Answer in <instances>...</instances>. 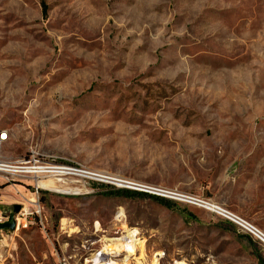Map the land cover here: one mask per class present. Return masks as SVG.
<instances>
[{"label": "rangeland", "instance_id": "374dc122", "mask_svg": "<svg viewBox=\"0 0 264 264\" xmlns=\"http://www.w3.org/2000/svg\"><path fill=\"white\" fill-rule=\"evenodd\" d=\"M2 132L5 161L38 153L196 201L72 177L40 191L45 230L17 229L35 185L0 179V225H16L0 264H264L203 204L264 232V0H0ZM131 232L135 256L117 245Z\"/></svg>", "mask_w": 264, "mask_h": 264}, {"label": "built area", "instance_id": "2783aa9c", "mask_svg": "<svg viewBox=\"0 0 264 264\" xmlns=\"http://www.w3.org/2000/svg\"><path fill=\"white\" fill-rule=\"evenodd\" d=\"M4 141H6V134L0 133V143ZM72 177L77 178L79 181L88 180L106 185L111 188L137 191L161 198L175 199L186 202L196 201L189 197L145 185H140L113 176H110L109 178H102L100 174L99 176H92V173L89 171L59 165L56 162L50 161L49 159L39 155L38 153H31L26 159L13 162L5 161L0 157V179L2 181L13 185L16 184V181H30L35 185L36 189L32 194L35 196V199L32 200L34 203H31V200L27 201L28 206H32V211L29 207L23 210L20 218L16 219L17 229L29 228V226L32 224V221H35L39 222L42 228L45 230L40 191H49L45 188L39 187L37 183L39 181L52 180L62 183L63 186H68V184L71 183ZM17 193L19 195V192ZM229 216L230 218L228 220L239 226L243 233L264 247V232L261 229L236 214L233 215L230 213Z\"/></svg>", "mask_w": 264, "mask_h": 264}, {"label": "bare ground", "instance_id": "6f19581e", "mask_svg": "<svg viewBox=\"0 0 264 264\" xmlns=\"http://www.w3.org/2000/svg\"><path fill=\"white\" fill-rule=\"evenodd\" d=\"M2 133H4V132H2ZM89 172H91V171H89ZM91 173H92V176H99L98 174H96L94 172H91ZM101 177L102 178H107V177H104V176H101ZM37 185L39 187L47 189L49 192H51L50 189H56V186H55L56 184L52 180L39 181L37 183ZM60 192L63 193L62 191H60ZM30 202L34 203L32 200ZM203 204L206 205L207 208L210 209L211 211H213L216 214H218L220 216H223V217H225L227 219L230 218V216H229L230 213L235 215L234 213H232V212H230V211H228V210H226L224 208H221L219 206H216L214 204H211V203H203ZM135 238H136V233H134V232L128 233L127 236H125L122 239L118 240V244L117 245H118L119 249L122 252H127V253L131 254V256H135V250L137 248V245H139V244H137L138 240L135 239ZM140 248H142V247H140ZM109 251H110V248L108 246H105L104 247V253H108L109 254ZM93 261H94L95 264L99 263V260H98L97 257H94ZM111 264H113V263H111ZM153 264H157V260H155L153 262ZM177 264H180V263H177Z\"/></svg>", "mask_w": 264, "mask_h": 264}, {"label": "trees", "instance_id": "16d2710c", "mask_svg": "<svg viewBox=\"0 0 264 264\" xmlns=\"http://www.w3.org/2000/svg\"><path fill=\"white\" fill-rule=\"evenodd\" d=\"M47 10H48L47 7L43 5V16L44 17L47 16ZM107 194L111 196L124 197V198L148 197V198H152V199H155L161 202L162 204L166 205V207H170V202L166 200L165 198L153 196L147 193L130 191V190H114Z\"/></svg>", "mask_w": 264, "mask_h": 264}, {"label": "water", "instance_id": "95a60500", "mask_svg": "<svg viewBox=\"0 0 264 264\" xmlns=\"http://www.w3.org/2000/svg\"><path fill=\"white\" fill-rule=\"evenodd\" d=\"M18 210H19V208L17 207L15 209V212L17 213ZM15 227H16V225H15V221H14V215H12L8 222L0 225V230H3V229L14 230Z\"/></svg>", "mask_w": 264, "mask_h": 264}]
</instances>
